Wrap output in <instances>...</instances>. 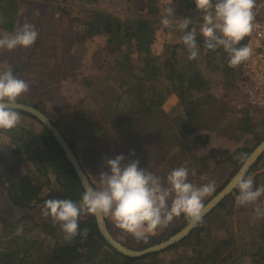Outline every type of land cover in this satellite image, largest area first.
Returning <instances> with one entry per match:
<instances>
[{"label": "trees", "instance_id": "1", "mask_svg": "<svg viewBox=\"0 0 264 264\" xmlns=\"http://www.w3.org/2000/svg\"><path fill=\"white\" fill-rule=\"evenodd\" d=\"M121 1L132 6L137 3L136 7L150 18L161 13L159 0ZM96 2L77 1L82 9L84 4ZM186 3L190 12L185 15L194 21L186 29L190 31L203 23V13L197 11L195 0ZM20 4L21 0H0V16L6 21L0 24V31L16 30ZM150 18L122 21L107 11L85 17L76 29L81 31L69 38L75 49L83 48L82 42L90 45L91 52H86L89 59H85L87 55L82 59V70H74V77L80 79L79 86L86 92L70 106V111H60L58 120L49 118L77 155L94 187L99 186V174L109 171L105 159L122 154L126 161L137 157L142 168L149 169L150 165L149 170L162 179L174 168L185 166L193 184L214 181L215 191L205 199L206 205L243 166L238 157L243 155L247 159L264 141V117L246 103L240 117L223 125L228 110L210 93L209 79L200 67V54L189 60L182 37L173 45L166 43L164 55L157 54L153 46L161 30L159 23ZM174 27L164 29L171 32ZM98 42L101 47L96 46ZM91 43L96 47H91ZM197 44L199 53L207 54V67L226 74V82L230 81L231 86L241 65L229 67V54L223 47L206 49L199 32ZM244 44L243 40L240 46ZM38 49L36 45L22 58V63L11 68L14 75L24 76L27 82L36 79L23 68L35 61ZM42 65L47 71L50 63ZM36 98L27 93L18 102L42 110L41 105L47 100L57 106L66 101L54 95L46 100V96L40 101ZM18 112L20 125L0 132V139L7 138L11 146L9 153L0 147V199L7 204L5 208L0 206V264H264V218H254V206L236 204L237 189L185 240L142 258L126 257L109 245L92 215L79 219V229H88L86 239L79 235L65 239L60 226L42 216L41 205L48 199L79 202L85 189L47 127L32 115ZM68 117L75 124H67ZM214 132L235 141V146H215L211 140L217 134ZM245 136H252L255 143L242 141ZM132 152L135 155H129ZM222 171L230 172L227 179L217 177ZM248 175L254 178L255 186H264V154ZM260 199L264 202V196ZM105 220L112 235L134 250L165 241L188 224L181 215L145 239L137 240L140 243L135 245L128 239L123 242L112 230L110 219ZM21 225L23 229L18 233ZM173 250L177 256H168Z\"/></svg>", "mask_w": 264, "mask_h": 264}, {"label": "clouds", "instance_id": "2", "mask_svg": "<svg viewBox=\"0 0 264 264\" xmlns=\"http://www.w3.org/2000/svg\"><path fill=\"white\" fill-rule=\"evenodd\" d=\"M197 11L203 13V23L191 27L190 18L178 17L176 27L183 31V45L189 60L199 55L197 34L204 38L208 50L223 47L229 54V67L235 68L248 61L253 49L241 45L255 28L257 0H195ZM175 9H163L160 23L165 29L173 26ZM0 16V24L5 23ZM39 32L27 20L17 26L12 33L0 32V50L11 53L17 48L27 49L37 41ZM30 91L26 80L8 70L0 72V132L17 128L21 115L15 110L18 100ZM129 155H135L134 152ZM242 165L246 157H238ZM105 166L98 178V187L86 186L79 202L70 199H48L41 205V214L51 218L65 234V239L78 235L88 236V229H79V219L83 215L109 218L119 229L137 240L166 227L175 218L183 215L192 226L203 222L205 199L215 191V182L195 185L189 181V170L180 166L171 170L166 178H161L150 169L140 167L139 160H127L124 155L106 158ZM247 167L242 166L234 178L238 190L236 204L241 207L254 206L255 219L264 218V186H255L254 178L247 175ZM21 225L17 232H21Z\"/></svg>", "mask_w": 264, "mask_h": 264}, {"label": "rangeland", "instance_id": "3", "mask_svg": "<svg viewBox=\"0 0 264 264\" xmlns=\"http://www.w3.org/2000/svg\"><path fill=\"white\" fill-rule=\"evenodd\" d=\"M77 1L78 0H21L20 15L17 20L18 26L22 25L26 20L32 23L39 32L38 39L32 47L27 49L17 48L11 53L6 50H0V72H3L8 70L9 67L12 68L22 63V58H26L27 54L30 53L29 51L34 49L36 45L39 47L35 53V61L28 62L26 67L23 68V71H27V74L29 73V77L30 74H32V76L36 78L33 79L34 81L29 82L30 91L28 93L34 97L36 95V100L38 101L44 96H46L44 99L46 100L50 95L65 98L66 101H61L60 106L55 105L51 100H47L45 104L41 103V108L46 112L47 116L56 120L60 117L58 115L60 111H70V106L80 101L86 92L83 87L79 86L81 84L80 79L77 76L74 77V73L78 71V67H80V71L82 70V59H84L85 55H87L85 59H89L86 52L90 49V45L89 47L85 46L86 44L82 42L81 45L84 47L80 48L81 46H76L80 49H75L69 38L70 34L79 33V31H81H76V29L83 24L84 18H91L96 11H107L122 21H133L135 18L139 17L150 18L147 13H144L143 10L136 7L137 3L132 6L121 0H97L98 2L96 3L84 4V9H82L78 6ZM168 6L173 7L176 14V17L172 18L175 31L171 32L166 31L160 23L163 18V9ZM159 9L161 13L158 16L150 18L152 21L159 23L157 26L162 31L157 32V40L153 48L156 50L157 54L164 55L166 49L165 44L170 43L173 45L183 36L184 32L177 29L176 21L178 17L187 18V13L190 12V9L187 8L186 0H159ZM79 10L84 12H80ZM191 24L194 25V21H191ZM0 32H2V30ZM75 40L80 42V40ZM92 46H95V44L91 43V47ZM96 46L101 47L102 43L98 42ZM90 52L91 50H89L88 53ZM199 54L200 60L202 59L200 67L210 82V93L217 102L220 100V103L225 105L226 110H228L229 115L223 125L229 124L232 119L240 117L242 111L246 109V102L241 96L239 88L240 70L235 71V76L231 79L232 85L230 86V81L226 82V74H223L221 71H211L207 67L206 52H200ZM180 57L183 58L182 55ZM43 59V62L47 64L50 63V66H47V71H44L45 67L42 65ZM20 78L25 79L24 76H20ZM71 113L72 112H70V114ZM216 114L219 115L221 113L216 112ZM65 121L67 124L69 122H74L71 117H68ZM73 124H75V122ZM215 133L217 132H214V134ZM251 137L252 136H245L242 141L249 145L254 144L255 142ZM227 139L228 138L218 133L211 137L215 146L224 148L235 146V141L230 139H228V141ZM0 147L5 153H9L11 146L7 138L0 139ZM132 160H137V157H133ZM142 166L143 164L140 162V167ZM229 174L230 172L222 171L217 174V177L227 179ZM2 199H0V206L5 208L7 206L5 203L6 200ZM110 221L112 223V230L123 242L124 239H128L127 241L135 242V245L140 243L130 234L126 232L125 234L123 230L116 227L111 219ZM175 254L176 251L173 250L168 253V256L176 257L177 255L175 256Z\"/></svg>", "mask_w": 264, "mask_h": 264}, {"label": "water", "instance_id": "4", "mask_svg": "<svg viewBox=\"0 0 264 264\" xmlns=\"http://www.w3.org/2000/svg\"><path fill=\"white\" fill-rule=\"evenodd\" d=\"M15 110L28 113L32 115L33 117L37 118L47 129L51 132V134L54 136V138L57 140L60 147L63 149L67 159L72 164L73 168L75 169L82 186H92V183L90 182L86 172L83 169L82 164L80 163L77 155L73 151V149L70 147L69 143L65 139V137L62 135L60 130L54 125V123L51 121V119L40 109L35 108L32 105L24 104L21 102H17V105L15 106ZM264 154V141H262L251 153V155L245 160L243 166L246 165L247 167V175L250 173L252 168L256 165V163L259 161V159ZM241 169V168H240ZM239 171L231 178V180L227 183V185L215 196L213 197L207 204H206V210L205 215L203 216V220L214 210L218 207L220 203H222L225 199H227L235 190L234 186V178L236 175L240 172ZM96 221L98 224V228L106 240V242L111 245L114 249H116L120 254L131 257V258H142L147 255L153 254V253H159L164 250H167L176 244L180 243L181 241L185 240L189 235L192 234V232L195 230L196 227H192L189 223L178 233L174 234L170 238H168L165 241H162L156 245H153L151 247H148L143 250H134L126 245H124L122 242H120L118 239H116L110 229L107 226L106 220L104 217H96Z\"/></svg>", "mask_w": 264, "mask_h": 264}, {"label": "built area", "instance_id": "5", "mask_svg": "<svg viewBox=\"0 0 264 264\" xmlns=\"http://www.w3.org/2000/svg\"><path fill=\"white\" fill-rule=\"evenodd\" d=\"M255 28L244 39L253 49L252 57L241 64L240 93L264 117V0H257Z\"/></svg>", "mask_w": 264, "mask_h": 264}, {"label": "crops", "instance_id": "6", "mask_svg": "<svg viewBox=\"0 0 264 264\" xmlns=\"http://www.w3.org/2000/svg\"><path fill=\"white\" fill-rule=\"evenodd\" d=\"M239 70H240V69H239ZM240 79H241V72H240ZM239 84H240V83H239ZM245 102H246V101H245ZM246 103H247V102H246ZM246 103H245V104H246ZM247 104H248V103H247Z\"/></svg>", "mask_w": 264, "mask_h": 264}]
</instances>
